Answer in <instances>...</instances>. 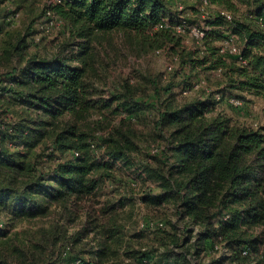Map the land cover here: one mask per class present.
Instances as JSON below:
<instances>
[{
    "label": "trees",
    "instance_id": "trees-1",
    "mask_svg": "<svg viewBox=\"0 0 264 264\" xmlns=\"http://www.w3.org/2000/svg\"><path fill=\"white\" fill-rule=\"evenodd\" d=\"M27 1L0 0V221L3 214L9 220L0 223V264H102L117 255L123 238L115 213L125 199L103 208L112 216L95 220L91 230L99 248L87 256L66 251L70 236L64 227L13 229L17 222L47 217L54 205L98 195L119 167L153 181L157 192L142 199L172 208L183 223L136 234L153 244L125 248L132 261L127 264H264V235L257 233L264 226V125L211 115L216 100L210 97L178 105L173 92L180 84L189 90L196 80H216L214 95L264 100V0H210L239 17L230 22L216 12L205 18L198 25L205 38L192 49L164 24L177 25L182 17L195 23L187 10L165 0H61L32 11L25 32L14 30L12 18ZM48 10L65 20L70 35L61 51L42 56L30 48L39 33L35 25ZM113 33L153 50L169 48L181 80L160 86L158 77L143 75L154 86L152 102L140 93L148 94L143 81L131 78L105 95L96 84V43ZM229 34L246 63L219 53ZM147 110L156 111V136L167 142L149 155L159 167L138 159L131 122ZM119 114L126 117L114 123ZM94 115L100 118L92 120ZM106 126L110 131L98 136ZM195 226L200 230L193 239Z\"/></svg>",
    "mask_w": 264,
    "mask_h": 264
},
{
    "label": "rangeland",
    "instance_id": "rangeland-1",
    "mask_svg": "<svg viewBox=\"0 0 264 264\" xmlns=\"http://www.w3.org/2000/svg\"><path fill=\"white\" fill-rule=\"evenodd\" d=\"M51 0H28L25 3V8L17 13V17L12 19V25L14 30L25 32L27 24L31 20V12L35 14L41 12V9L46 5H49ZM186 14L197 25H203L205 16L215 13L218 8L210 6L206 8L205 14L200 10L201 0H184ZM198 9V13L195 12ZM43 19H41L42 21ZM40 21V22H41ZM38 22L35 28L39 33L35 36L36 42L31 46V53H37L42 56L48 54H54L61 51L63 43L69 38L70 31L66 28H60L58 26L46 29L43 23ZM43 24V25H42ZM183 44L189 49L194 48L198 43L194 37L190 34L182 35ZM97 50V64L96 68L99 71V76L96 77V84L105 91V95L115 90V87L119 86L126 78L132 80H142V76H150L153 78H159L160 86H166L170 82L176 83L181 78L175 76L174 68H177L178 63H174L170 49H164L163 52L158 53L157 50H153L147 46H144L136 40H130L119 33H113L106 36H101L100 41L96 43ZM173 65V70H168V65ZM144 83L146 92L141 95L148 97L150 95V102L154 101V89L151 83ZM185 92L184 85L180 84L174 87L176 104L181 105L185 102L193 99H204L210 97L216 100L215 107L210 111V114H225L232 117L235 121L252 125L254 127L264 125V100L254 96H247L240 100L243 101V105L235 107L231 105L227 97H219L212 94L213 91L218 89L216 80L211 83L206 80H196L195 85ZM209 87L211 91H207ZM144 89V88H143ZM208 94V95H207ZM230 97H237L236 95H229ZM168 96L163 93V99ZM239 98V97H238ZM126 114H119L116 116L114 123H118L121 119H124ZM157 113L154 110H147L140 119H134L132 125L137 131V142L141 148L138 154L140 161L149 162L152 166L156 167L160 165L157 159L150 158V154L154 153V149H164L167 146V142L162 138L156 136L155 119ZM100 118V116L94 115L93 119ZM105 120V117L102 119ZM106 125V121L104 122ZM112 126L104 128L97 132L98 136H103L109 132ZM155 137L157 139L155 140ZM155 152L154 154H157ZM119 166H121L119 164ZM156 184L153 181H147L141 179L137 174H133L131 170L125 167H119L115 174V179H110L105 182L98 195L82 201L69 202L66 207L63 205H54L51 207V212L47 217L36 218L28 221H20L15 223L13 230H28L31 232H41V230H51L53 226L64 227L68 236H70L69 248L66 250L68 253L81 255H89L90 250H97L98 244L94 238H99L91 228L97 222H108L111 214L104 215L102 213L103 208L111 203H118L119 200L125 199L126 203L119 207L116 211V217L118 224H120L122 231L123 245L117 246V255L111 256L109 260H106L102 264H127L132 261L124 255L125 248L132 246L134 249H140L142 245H152L151 238H139L135 236L141 231L146 230V233L151 234L152 230L143 227L142 223L147 221L163 222L162 228H170V221L178 223V226L182 227L183 223L178 221L174 210L169 207L149 205L142 197L147 193H156ZM6 214L2 215L1 224L6 221L9 222ZM7 224V223H6ZM193 228V239L199 233L200 227L195 226ZM148 229V230H147ZM86 233H88L86 235ZM258 234L264 235V226L257 229ZM80 240H75L80 236ZM85 236V237H84ZM214 255H226V252H216ZM212 256H208L207 259ZM139 264V263H138Z\"/></svg>",
    "mask_w": 264,
    "mask_h": 264
},
{
    "label": "built area",
    "instance_id": "built-area-1",
    "mask_svg": "<svg viewBox=\"0 0 264 264\" xmlns=\"http://www.w3.org/2000/svg\"><path fill=\"white\" fill-rule=\"evenodd\" d=\"M61 0H51L49 2V4H54V3H58ZM166 2H168L171 6H173L175 9L177 10H185V5L183 3L184 0H165ZM192 1H196V0H192ZM210 0H201V5H200V10L205 14V12H207L206 8L210 7ZM218 12L220 15H223L227 20H229L230 22H235V20L239 17V16H235L233 13H231L228 10L225 9H218ZM215 12V13H216ZM214 14V13H212ZM211 14H208L207 17H209ZM18 15L16 14L15 16H13L12 19H15ZM205 16V18H207ZM42 24L44 27H46V29H49L51 27H55L58 26L60 28H64L65 27V20L62 19L61 17H59L58 15L54 14L53 11L48 10L44 20L42 21ZM259 24H263V20L259 19L258 21ZM165 27L168 28H172L175 32H177L180 35H184L187 33H190L194 39L196 40V42L198 44H202L203 39L205 38V30L203 27L198 26L197 24H191L188 22V20L185 17H182L180 22L177 25H172L169 22H165ZM163 26V25H162ZM164 49H159L157 50L158 53L163 52ZM219 53L223 56H235L238 57L239 61L242 63H246L243 60V56L242 54V47L236 42V39L234 37V35L229 34L227 37L223 38L221 43H220V48H219ZM168 70H173V65H168ZM195 87H198V84L195 85ZM207 91H209L210 89L207 87L206 88ZM189 90H185V92H188ZM218 96L220 97V95L218 94ZM228 101L231 105L235 106V107H240L243 105V101L240 100V98L238 97H230L228 96ZM92 147L95 149L96 147V143L93 142ZM159 149H154V153L158 152ZM78 155V153H77ZM227 219V217L225 218ZM143 227H146L148 229L150 228H155V227H163L164 223L163 222H154V221H147L146 223H142ZM218 247V246H217ZM244 253H247V249L244 251Z\"/></svg>",
    "mask_w": 264,
    "mask_h": 264
}]
</instances>
